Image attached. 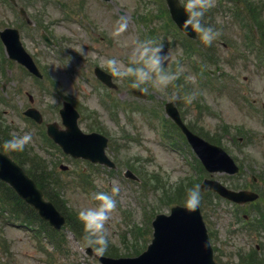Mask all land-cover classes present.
Instances as JSON below:
<instances>
[{
	"label": "rangeland",
	"instance_id": "1",
	"mask_svg": "<svg viewBox=\"0 0 264 264\" xmlns=\"http://www.w3.org/2000/svg\"><path fill=\"white\" fill-rule=\"evenodd\" d=\"M252 1L257 4L264 24V0ZM16 3L25 9L31 23H25L18 7L8 0H0V29L18 28L23 47L45 79L35 81L19 63L8 59L0 43V99L3 101L0 100V116L11 125V134L32 133L33 139L26 145L33 152L28 165L45 166L46 163L45 167L55 172L59 183L52 186V192L59 190L58 201L66 211L78 215L82 208L98 203L92 198L94 193L110 192L114 182L120 186L117 207L106 224L110 244L120 246L119 234L157 212H168L169 203L158 204L161 200L156 197L162 191L143 192L139 182L132 183L123 177L124 166H117V171L110 173L101 168L96 172L94 166L82 160L62 157L42 136L43 128L38 129L22 115L21 111L30 104L43 114L45 122L55 120L60 125L58 109L62 99L72 102L80 113L79 124L83 130L98 127L112 136L111 143L121 147L118 163L130 162L136 166L142 163L143 170L161 177L160 189L166 183L163 188L172 191L189 175L198 177L195 155L189 146L179 141L182 150L172 151L156 129V125L160 126L159 119L164 117L162 107L166 100L176 103L183 120L194 130L218 139L220 146L241 164L240 174L234 177L224 173H213L212 177L231 188H242L254 175L264 172V63L258 60L256 51L245 48L243 36L249 32V20L243 14L235 15L231 10L235 6L228 0H214L205 14L204 22L220 33L213 49L217 62L212 64L196 55L185 54L182 33L176 32L175 24L167 18L164 0H16ZM122 20L127 21V28L116 35ZM165 27H169L165 31L172 37L164 41V51L170 54L166 67L171 71H176L178 66L184 68L179 87L171 84L159 91L146 84L143 87L147 88L144 91L147 97H134L132 78L113 76L104 61L116 57L129 63L135 42L152 39L160 43L150 37L149 29L160 38ZM42 31L51 39L50 45L40 36ZM257 33L254 31L255 37ZM94 65L111 74L117 90L105 87L94 77ZM215 65L220 67L218 73L208 72ZM28 93L33 97L31 103ZM193 94L194 98L188 102L186 97ZM235 126L241 128L239 132ZM225 129L228 131L224 134ZM60 163L67 165L65 170L58 169ZM79 171H82L81 177L90 174L91 184L87 187L77 175ZM48 177L55 182L51 175ZM202 177L209 175L204 172ZM257 183L264 189L261 180L257 179ZM59 184H63L62 189ZM213 203L216 209L205 211L206 224L216 234L210 242L224 254L229 253L231 258L220 257L222 263L235 264L243 258L237 249L244 252L260 241L264 243V235L239 230L241 225L234 219L237 209L222 200ZM247 205L239 207L247 208ZM43 225L21 226L16 220L9 222L0 217V264H100L97 258L88 256L83 240L72 237L71 231H60L56 235L60 239L54 243L48 238L50 229ZM32 228L38 229L35 230L38 234ZM143 243L137 244L141 247ZM259 259L264 264V245Z\"/></svg>",
	"mask_w": 264,
	"mask_h": 264
},
{
	"label": "water",
	"instance_id": "2",
	"mask_svg": "<svg viewBox=\"0 0 264 264\" xmlns=\"http://www.w3.org/2000/svg\"><path fill=\"white\" fill-rule=\"evenodd\" d=\"M166 1L172 19L175 20L181 30H184L183 21L186 16L183 13V9L178 6L176 0ZM20 11L21 14L25 15L22 9ZM185 32L191 37L195 36L194 32ZM0 38L11 59H16L28 70L37 76L40 75L33 59L22 47L16 28H4L0 31ZM95 74L104 83L114 86L110 75L103 72L99 67L95 68ZM133 92L139 93L136 90ZM165 109L169 116L177 122L181 130L184 131L186 138L209 172L225 171L232 174L237 170L236 164L223 149L204 141L184 126L179 118L178 111L173 108L172 103H166ZM24 113L28 116L30 115L37 122L41 120V115L32 107ZM59 113L62 117V124L66 128L59 130L55 123L47 124V132L50 137H53L66 152L75 157L81 156L95 162H103L109 166L113 165L103 152L106 146V139L100 134L82 133L78 124H76L78 113L69 102L64 101V106ZM0 179L10 183L17 194L23 197L27 203L33 205L37 209L38 214L43 219H47L55 228H60L64 223V217L54 208L53 204L43 199V193L38 189L36 183L23 172V169L15 161L2 151H0ZM201 186L202 189H213L222 197H227L237 202H246V200L257 198L256 194L249 191L234 192L213 179H204ZM170 210L168 215L160 213L152 220L153 238L148 244L146 251L136 257L110 258L96 255L97 258L100 259L102 264H220L213 260L211 246L208 242V235L204 221L201 219L200 210L197 208L189 212L185 206L180 205L172 206ZM88 252L91 253L90 248H88Z\"/></svg>",
	"mask_w": 264,
	"mask_h": 264
},
{
	"label": "clouds",
	"instance_id": "3",
	"mask_svg": "<svg viewBox=\"0 0 264 264\" xmlns=\"http://www.w3.org/2000/svg\"><path fill=\"white\" fill-rule=\"evenodd\" d=\"M178 6L183 9L186 19L183 21L185 31L198 34L200 41L205 45H211L220 35L219 31L204 22L205 14L210 9L214 0H176ZM127 28V21L122 20L115 30L119 35ZM82 52V49H80ZM170 54L164 51L163 43H156L152 39L137 40L132 48L130 62L108 57L105 64L110 73L120 79L132 78V87L147 91L146 84L153 88L164 91L173 84L184 72L182 66H178L176 71L169 70L166 65ZM192 79V77H187ZM194 98L193 95L186 97L188 102ZM33 139L31 132H24L22 135L13 133L9 139L0 144L4 150L23 152L25 146ZM121 188L115 182L110 192H96L92 198L98 203L94 207L82 208L78 212V218L83 226V242L86 247L92 248L97 256H104L108 251L110 240L106 224L112 212L117 207L116 196ZM202 188L196 184L187 189L185 198V208L191 212L196 210L201 203Z\"/></svg>",
	"mask_w": 264,
	"mask_h": 264
},
{
	"label": "trees",
	"instance_id": "4",
	"mask_svg": "<svg viewBox=\"0 0 264 264\" xmlns=\"http://www.w3.org/2000/svg\"><path fill=\"white\" fill-rule=\"evenodd\" d=\"M238 0H234V5H237ZM244 5L246 8L247 16L249 17L250 22L257 26L259 30V38L264 42V26L262 24V19L259 15V8L257 4H255L253 1L250 0H244ZM259 15V17H258ZM249 24V27L252 26V24ZM209 56L207 53L205 54ZM11 136V127L9 124H7L3 119L2 116H0V144L6 139H9ZM0 149H3L0 147ZM4 150V149H3ZM9 151V150H7ZM10 154L13 156V158L18 161L19 163L26 164L30 161V151L28 149H24L23 152H17V151H9ZM28 173L31 175V177L34 178V180L38 183L40 188L42 189L43 193H45L46 197L52 201L53 204H56V206L61 210L60 205L57 203L56 195H58V191L55 190V193H51L50 189H48L49 186H53L52 183L49 181L47 177V172L44 170L43 166H40V164H34V166H31L27 169ZM59 196V195H58ZM210 194H208V197ZM0 206L1 210L8 214L10 217H16L17 219L21 221H25L28 224H32L34 220H39L38 216L36 215L35 211L29 206L26 205L22 200L18 198L16 194L12 191L11 188H9L6 184L2 183L0 181ZM209 201H211V197H209ZM68 223L72 227L74 234L79 238L81 237L83 239L84 232H83V226L82 223L74 218H70L68 215ZM118 252V249L116 247L108 248V251L106 254L109 255H116Z\"/></svg>",
	"mask_w": 264,
	"mask_h": 264
}]
</instances>
